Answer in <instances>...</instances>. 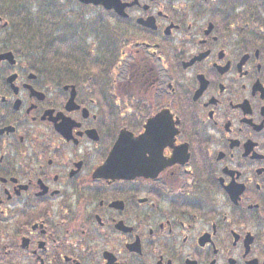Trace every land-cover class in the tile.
<instances>
[{
	"label": "flooded vegetation",
	"instance_id": "flooded-vegetation-1",
	"mask_svg": "<svg viewBox=\"0 0 264 264\" xmlns=\"http://www.w3.org/2000/svg\"><path fill=\"white\" fill-rule=\"evenodd\" d=\"M0 264H264V0H0Z\"/></svg>",
	"mask_w": 264,
	"mask_h": 264
}]
</instances>
